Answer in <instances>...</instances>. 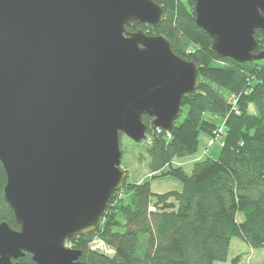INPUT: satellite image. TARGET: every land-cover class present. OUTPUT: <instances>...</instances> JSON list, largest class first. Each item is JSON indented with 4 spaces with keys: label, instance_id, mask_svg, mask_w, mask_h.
Returning a JSON list of instances; mask_svg holds the SVG:
<instances>
[{
    "label": "water",
    "instance_id": "water-1",
    "mask_svg": "<svg viewBox=\"0 0 264 264\" xmlns=\"http://www.w3.org/2000/svg\"><path fill=\"white\" fill-rule=\"evenodd\" d=\"M218 57L263 60L264 0H196ZM153 0H0V162L17 228L0 222V264H85L67 241L96 231L128 177L121 135L169 132L198 67L171 51ZM130 27L132 31L126 29ZM264 233V230H263ZM264 237V234H263Z\"/></svg>",
    "mask_w": 264,
    "mask_h": 264
},
{
    "label": "trees",
    "instance_id": "trees-1",
    "mask_svg": "<svg viewBox=\"0 0 264 264\" xmlns=\"http://www.w3.org/2000/svg\"><path fill=\"white\" fill-rule=\"evenodd\" d=\"M153 1L164 9L163 23L139 28L166 35L175 55L197 65L200 79L199 88L183 96L186 114L169 132L152 129V119L142 117L148 170H163L182 189L158 194L145 182L121 195L124 184L111 195L96 231L67 241L85 264H214L226 261L233 238L264 245V59L219 58L209 35L196 26V0ZM254 38L263 50L264 33L258 30ZM219 127L217 156L193 162L190 173L174 165L198 150L202 132L210 139ZM5 183L0 162V222L17 228L3 198ZM98 241L111 252L95 248ZM18 263L36 264L28 253Z\"/></svg>",
    "mask_w": 264,
    "mask_h": 264
},
{
    "label": "rangeland",
    "instance_id": "rangeland-1",
    "mask_svg": "<svg viewBox=\"0 0 264 264\" xmlns=\"http://www.w3.org/2000/svg\"><path fill=\"white\" fill-rule=\"evenodd\" d=\"M250 109L252 110L251 107ZM186 111L187 109L185 108L183 113L180 114L179 120L183 119ZM208 140L209 139L202 132L199 135L198 150L192 155L175 159L174 165H182L185 171L190 173L193 162L202 160L205 156H217L220 151V141L217 139L213 141L212 145L209 146ZM120 142L122 152V158L120 162L121 168L128 174V177L124 183L126 185H124L125 190L120 191L121 195L125 193V195H127L132 191V187H137L145 182L150 184L151 191L153 193L158 194L172 190L180 191L182 189L181 182L172 176L170 177L166 175L163 170L158 172H151L148 170V156L147 151H145L147 144L143 140L142 142L135 143L127 136L125 137L124 135H121ZM241 219L242 215L241 213H238L236 220L238 221ZM229 245L230 247L226 261L214 264H264V245L259 248H254L238 238H233ZM93 246L98 248L96 243L93 244ZM101 250L104 251L108 249L103 245ZM108 253L110 252L108 251Z\"/></svg>",
    "mask_w": 264,
    "mask_h": 264
},
{
    "label": "built area",
    "instance_id": "built-area-1",
    "mask_svg": "<svg viewBox=\"0 0 264 264\" xmlns=\"http://www.w3.org/2000/svg\"><path fill=\"white\" fill-rule=\"evenodd\" d=\"M228 101L231 102L232 104L236 102V99L234 97V95L232 94L231 96L228 97ZM221 133H222V127H219L217 129H215L213 131V138L211 137L209 140H208V145H212L213 144V141L215 140H219L221 138ZM98 245V248L101 250L102 249V246H103V242L101 241H98V243H96ZM97 248V249H98ZM105 252L108 251L111 252L110 250H104ZM109 254V253H108Z\"/></svg>",
    "mask_w": 264,
    "mask_h": 264
},
{
    "label": "flooded vegetation",
    "instance_id": "flooded-vegetation-1",
    "mask_svg": "<svg viewBox=\"0 0 264 264\" xmlns=\"http://www.w3.org/2000/svg\"><path fill=\"white\" fill-rule=\"evenodd\" d=\"M132 31V29H130Z\"/></svg>",
    "mask_w": 264,
    "mask_h": 264
}]
</instances>
